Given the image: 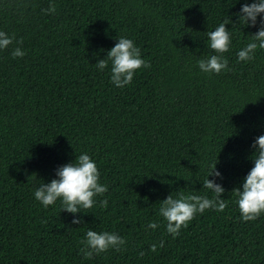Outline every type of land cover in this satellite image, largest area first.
<instances>
[{"label":"trees","instance_id":"obj_1","mask_svg":"<svg viewBox=\"0 0 264 264\" xmlns=\"http://www.w3.org/2000/svg\"><path fill=\"white\" fill-rule=\"evenodd\" d=\"M241 2L54 0L45 13L49 0H0V29L14 36L0 50V264H264V214L241 221L231 192L264 133V49L237 59L256 31L233 15ZM228 19L227 70L201 72L196 61L214 51L206 33ZM121 35L148 62L122 88L95 65ZM17 46L24 56L11 55ZM83 151L108 190L72 224L33 189ZM216 156L225 208L197 213L175 237L163 223L146 231L168 194L211 195L203 181ZM88 228L125 244L83 258Z\"/></svg>","mask_w":264,"mask_h":264},{"label":"clouds","instance_id":"obj_2","mask_svg":"<svg viewBox=\"0 0 264 264\" xmlns=\"http://www.w3.org/2000/svg\"><path fill=\"white\" fill-rule=\"evenodd\" d=\"M41 11L55 12L54 0H49L48 7ZM233 15L236 16L240 26L256 29L254 33L248 35V41L236 52L238 60H251L258 48L264 49V0H242L239 10ZM228 23H230L229 19L222 20L206 33L207 46L214 51L196 61L201 72L220 73L227 70L228 59L223 53L227 52L231 46L232 33L229 28L225 27ZM13 39L12 34L0 29V50L5 49ZM11 55L22 57L25 51L17 46L12 49ZM95 65L101 71L107 66L110 82L122 88L130 84L135 71L141 66L147 67L148 62L141 55V49L133 39L121 35L115 38V43L106 51L105 57L97 59ZM250 147L253 149L252 166L244 175L239 187L231 191L235 194V203L241 221H251L264 214V133L255 137ZM216 164L217 156L214 162L207 165L203 181L211 195L200 194L196 191L177 192L175 196L172 193L168 194L160 201L158 208V215L163 219L161 221L149 220L145 225V230H155L160 223H163L165 232L175 237L197 213H202L209 208L223 210L226 201L221 194L225 189L218 180L222 177L215 167ZM99 177L96 161L87 151H83L75 156L74 160L59 165L55 169L54 178L46 183L40 180V183L33 189V197L43 207L53 205L59 200L61 209L73 214L71 223L80 224L82 218L75 214L83 213L82 209L93 207L97 203L95 197L108 190L107 185L101 183ZM99 203L107 206V198L101 199ZM124 244V237L116 231L98 232L88 228L81 238L78 252L83 258H91L94 253L98 254L109 248L119 249ZM163 246L164 241L161 239L158 244L151 243L149 248L155 251L157 247ZM143 254L141 251L140 255Z\"/></svg>","mask_w":264,"mask_h":264}]
</instances>
